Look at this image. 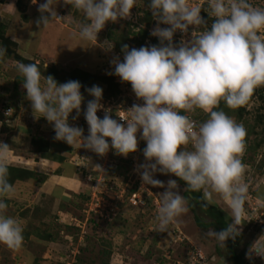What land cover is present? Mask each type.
<instances>
[{"label": "clouds", "instance_id": "clouds-1", "mask_svg": "<svg viewBox=\"0 0 264 264\" xmlns=\"http://www.w3.org/2000/svg\"><path fill=\"white\" fill-rule=\"evenodd\" d=\"M31 2L38 5L36 24L41 31L66 20L57 12L61 3L83 13L87 22L76 26L70 36L89 43L99 41V33L109 22L131 18L137 7V0ZM206 3L210 26L201 15V6L193 0H150L147 4L157 21L151 35L159 44L140 48L123 45V61L119 56L111 61L114 72L109 74L130 83L135 96L143 101L125 110L126 115L120 118L126 124L104 108L103 89L98 85L86 89L94 99L87 101L85 109L81 82L59 83L53 76L43 75L36 63H17L16 70L23 77L25 98L33 115L37 118L39 114L52 125L55 140L72 147L82 144L101 157L110 150L127 157L138 151L140 140L146 142L145 162L135 171L143 185L165 189L159 193L161 205L156 216L160 232H168L189 208L177 180L169 179L165 184L155 178L157 173L178 177L185 182L184 190L202 192L203 207L214 205L217 199L222 201L231 222L219 232L209 230L207 235L224 248L229 239L239 235L245 215L248 184L242 155L247 130L219 105L223 101L229 109H239L264 86V6H256L251 0ZM190 28L191 39L182 38L177 44L176 34L187 36ZM97 46L106 52L115 48L109 40L99 41ZM6 51L0 47V61ZM101 110L103 118L98 116ZM197 110L208 118L197 123L187 115ZM81 113L88 124L87 136L83 128L70 124V117L79 119ZM9 149L0 143V244L19 249L24 240L22 223L7 214V201L16 193L8 179ZM253 253L264 257V243H254L249 259Z\"/></svg>", "mask_w": 264, "mask_h": 264}, {"label": "rangeland", "instance_id": "rangeland-1", "mask_svg": "<svg viewBox=\"0 0 264 264\" xmlns=\"http://www.w3.org/2000/svg\"><path fill=\"white\" fill-rule=\"evenodd\" d=\"M44 2L40 0V3ZM149 2L137 0L131 18L109 22L99 33V41L109 40L111 31L118 34L126 32L128 21L136 23L143 16L141 10L147 9ZM193 2L201 6L202 12L207 8L206 0ZM251 2L256 6H264V0ZM2 6L7 16L4 19L8 27L6 35L18 43L17 51L22 57L45 68L54 62L65 74L80 68L95 75H108V63L118 53L115 48L106 52L97 46L99 41L89 43L70 36L76 26L87 22L83 13H74L61 3L57 6V12L66 20L52 23L41 31L36 24L40 17L38 5H33L31 0H6L1 3ZM134 31L138 32L139 29L136 27ZM17 63L15 59L7 57L0 61V143L10 147L9 166L29 172L33 170L44 175V181L37 174L16 179V193L7 201V214L22 223L23 233L39 230L54 240L46 243L24 239L19 249L0 244V264L229 262L227 247L221 248L215 239L207 235L209 230L214 229L200 227L190 210L182 214L168 232L158 230L156 216L161 205L159 193L165 189L143 185L140 175L135 171L138 164L145 162L141 152L143 140L139 142L138 151L127 157L116 155L113 150L101 157L78 144L68 150L62 149L61 153L67 159L63 165L42 160L41 153L35 149L40 144H34L33 138H48L51 145H55V132L45 118H39V114L37 118L33 115L31 104L25 98L23 84H17L23 78L16 70ZM116 82L120 83L117 77ZM95 85L103 89L102 104L105 109L108 105L112 106L108 102L118 104V96H108L106 83L97 82ZM82 94L85 96L82 107L86 109L87 101L94 98L86 90ZM6 105L13 109L8 116ZM222 110L237 123H242L247 130L243 155L244 158L247 156L248 161V164L244 163L248 193L240 233L245 237L244 244L251 242L250 250L256 241L264 243V142L256 146L264 138V120H261L264 116V101L256 96L239 109L232 110L225 105ZM103 112H98V116L103 117ZM70 124L83 128L85 136L88 135V124L82 113L79 119L70 117ZM123 158L126 161L123 162ZM155 178L165 184L169 179H174L172 175L160 173ZM132 189L145 195L144 203L132 200V194L135 193ZM179 191L183 195L184 189L180 185ZM216 205L223 211L226 207L218 199ZM224 213L231 222L228 214ZM199 215L209 220L204 213L200 212ZM217 248L225 256H220ZM248 253L245 264H264V257L253 253L249 259Z\"/></svg>", "mask_w": 264, "mask_h": 264}, {"label": "trees", "instance_id": "trees-1", "mask_svg": "<svg viewBox=\"0 0 264 264\" xmlns=\"http://www.w3.org/2000/svg\"><path fill=\"white\" fill-rule=\"evenodd\" d=\"M6 0H0L1 3H4ZM19 6V5H18ZM70 9V11H73L74 13H78L79 11L72 9L71 5H67ZM141 13L143 14L142 17H140L136 23H127L129 25L128 30L126 32H122L120 34L116 32H110L109 34V40L112 41L115 44V50L117 52H120L122 54V47L123 45H128L129 48H140L142 46L146 45H158L159 40L157 37H153L151 35L152 30L156 27L157 21L152 17L151 12L149 9H142ZM203 17L206 20H209V26L212 23V20L209 18L208 13L203 10ZM25 18L28 17L26 16ZM138 28L139 31H134L135 28ZM8 27L6 24L2 23L0 21V45L3 48H6V55L5 57L7 58H13L19 63H35L34 61L28 60L24 57L21 56V54L18 53L17 47L18 43L11 37L6 35ZM151 41V43H150ZM41 73L45 76H53L59 83H65L69 80H77L81 82L82 84V89L81 91L84 92L87 88L92 87L95 85L97 82L101 83H106L108 85V96L115 98L121 93V85L120 83L116 82V76L115 75H105V74H92L89 72H86L83 69L76 68L73 70H70L69 73H64L62 72L61 69L54 64V62H51V64L48 67H44L42 64H38ZM23 84V78L19 79V83L17 84ZM258 97L261 98L264 101V86L257 88L252 97ZM8 106V107H7ZM7 109L9 108V105H6ZM225 107L224 102L222 101L221 104L219 105V109L222 110V108ZM11 108V107H10ZM199 112L193 113V117L197 120L198 123H201L205 121L208 118V115L204 112L200 113V110H197ZM15 114V113H13ZM12 116V115H11ZM260 117V115H259ZM103 118V117H101ZM261 120H264V116L261 117ZM264 131V127H263ZM264 135V133H263ZM34 144H40V146L35 147L37 151L41 153L42 159H48L52 161H56L59 163H64L67 159L66 157L61 153L62 149L68 150L71 148L70 145H68L65 142L62 141H56L55 145H51V142L48 138H33ZM261 142H264L263 140L259 141L257 143V147L260 146ZM146 142L143 141L141 152H143V149L146 147ZM246 145V143H245ZM114 152V150H113ZM124 159V158H123ZM126 159V158H125ZM123 160L126 161V160ZM250 160L251 157H249ZM243 163L248 164L247 161V156L244 158L243 155ZM41 176V180L44 181V175L39 174L35 171L32 170V172H29L27 169H20V168H15L12 166H9V176L8 179L9 181L14 185L16 179H20V176H35V175ZM175 180H177L178 184L185 189L186 185L185 182L180 180L178 177H175L172 175ZM46 177V175H45ZM135 189H132V192ZM183 196L187 200V206L190 211H192L195 214V220L197 221L198 225L202 227L203 229H210L213 228L217 232L225 229L227 227V224L230 223L227 216L225 215L224 211L216 205L208 206V207H203V201L201 200L202 197V192H195V191H187L184 190ZM200 212L204 213L209 220H205L203 216L199 215ZM259 229V228H258ZM259 234H261L259 232ZM24 239L26 241H33L36 239L37 241H53L54 239L51 236H45L44 234L41 233V231L37 232H27L23 233ZM244 235L242 233H239V235L236 237L235 240L229 239L226 243L227 250L229 251L230 257L228 256V263L227 264H245L247 263V253L249 248L251 247V242H247L244 244ZM26 245L24 244L23 247ZM217 253L220 254V256H225V254H222V251L220 248L216 249Z\"/></svg>", "mask_w": 264, "mask_h": 264}, {"label": "built area", "instance_id": "built-area-1", "mask_svg": "<svg viewBox=\"0 0 264 264\" xmlns=\"http://www.w3.org/2000/svg\"><path fill=\"white\" fill-rule=\"evenodd\" d=\"M192 31H193V29L190 28L189 29V33L187 34V36H185L184 33L178 32L176 34V36L174 37L175 42L178 44L182 38L183 39H191V32ZM146 46H149V45H146ZM116 56H119L120 60L123 61L124 54L118 52V53H116ZM113 58H112V60H113ZM111 61L108 63V66L106 68L107 72H108V75H110L109 73L114 72V66L112 65ZM117 78H119V77H117ZM119 81H120V85H121V93L118 95V97H119V100L117 101L118 104H115V102H113V103L108 102L107 104L110 103L112 106L108 105L107 109L111 110V113H112V116H113L114 119L120 120V122L126 124V122L122 121L121 118H120V117H124L126 115V111L125 110H127L128 108H131L134 104H143V101L139 100L135 96V93L132 91V87H131L130 83L122 82L120 78H119ZM11 111H12L11 108L7 109L6 115L7 116L10 115ZM103 115H104V112H103ZM187 115H189V117L191 119H193V120H195L197 122V120L191 115V113H187ZM109 141H110V138H109ZM138 193H140V195ZM144 199H146L145 195L142 194L139 191H137L134 194H132V200L135 203H139V204L144 203ZM254 224L256 225V222Z\"/></svg>", "mask_w": 264, "mask_h": 264}, {"label": "crops", "instance_id": "crops-1", "mask_svg": "<svg viewBox=\"0 0 264 264\" xmlns=\"http://www.w3.org/2000/svg\"><path fill=\"white\" fill-rule=\"evenodd\" d=\"M5 11L3 10V6L1 7V3H0V15H1V19H0V21L2 22V23H4V24H6V22H4V19H7V18H5V17H7L6 16V13H4ZM7 25V24H6ZM42 160H45V161H47L48 159H42ZM49 162H51V163H53V164H57V165H63L62 163H59V162H56V161H52V160H48ZM228 262H226V264H227ZM231 264V263H230Z\"/></svg>", "mask_w": 264, "mask_h": 264}]
</instances>
